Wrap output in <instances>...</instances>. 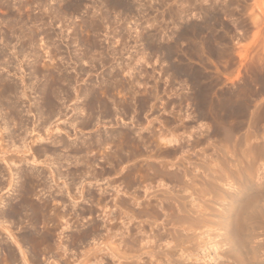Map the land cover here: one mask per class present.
Returning <instances> with one entry per match:
<instances>
[{
  "label": "rangeland",
  "instance_id": "rangeland-1",
  "mask_svg": "<svg viewBox=\"0 0 264 264\" xmlns=\"http://www.w3.org/2000/svg\"><path fill=\"white\" fill-rule=\"evenodd\" d=\"M0 50V74L15 76L19 88L28 83L22 105L32 106L30 120L40 124L34 109L43 97L40 83L47 80L46 94L58 96L47 127L59 129L39 133L71 143L62 175L47 179L52 188L32 197L63 206L70 227L62 228L61 217L52 223L37 214V235L51 239L26 244L33 264H66L63 247L75 251L78 235L91 229L94 188L106 181L97 176L101 165L107 169L100 153H148L153 133L162 132L182 144L179 153L198 161L192 171L204 174L202 166L218 164L219 149L264 142V0H0ZM13 54L16 68L7 71ZM121 131L133 141L118 136ZM141 136L147 147L138 146ZM128 166L137 175L143 171L140 157L115 169L121 175ZM57 183L75 202L66 190L63 198L54 195L63 201L50 199ZM26 222L5 224L19 238ZM208 246L198 249L201 264L229 263ZM3 257L0 252V264H12Z\"/></svg>",
  "mask_w": 264,
  "mask_h": 264
},
{
  "label": "bare ground",
  "instance_id": "bare-ground-1",
  "mask_svg": "<svg viewBox=\"0 0 264 264\" xmlns=\"http://www.w3.org/2000/svg\"><path fill=\"white\" fill-rule=\"evenodd\" d=\"M14 55L8 56L7 71L16 68ZM14 77L4 78L0 74V231L5 233L3 237L0 232V252L4 256L1 260L7 263L19 260L33 264L27 257L26 244L33 246L38 238L44 242L51 239L37 235L35 216L38 214L52 223L61 217L62 228L70 227L63 206L51 207L48 199L39 195L35 201L32 197L52 188L47 179L55 181L57 174L62 175L60 168L62 161L69 160L65 152L71 143L53 133H39L41 129L50 130L52 126L47 127V124L58 108L55 91L51 90L52 97L46 94L47 80L40 83L41 102L34 103L40 115V124H36L27 115L32 106L22 105L28 83L21 89ZM58 129L54 124L51 131ZM114 136L112 134L111 138ZM118 136L133 141L123 131ZM153 136V149L148 153H109L106 156L100 153L107 169L101 165L97 176L99 181H106L98 182L94 188V201L89 206L95 211L92 227L78 235L73 246L75 251L63 247L66 264H201L196 257L201 254L198 249L204 245L229 259L228 264H264L263 140L249 142L248 146L233 143L231 151L219 149L218 164L202 166L205 173L200 174L190 167L199 165L191 153H179L182 144H176V138L165 137L162 132H154ZM102 140L101 136L96 138L98 143ZM144 140L139 137V147H147ZM46 142L48 145H42ZM83 143L76 151L82 150ZM40 156L44 158L39 159ZM138 157L143 162L140 174L131 171L130 166L121 175L119 169H115L116 164ZM81 162L84 161L81 159ZM35 163L43 165L44 169H39ZM104 173L109 175L104 177ZM136 177L138 185L133 187L132 180ZM121 178L127 179L130 186L122 185ZM55 185L60 198L66 190L67 196L75 202L66 186L63 189L64 185ZM37 187L40 189L36 190ZM83 188L81 184L78 197L83 195ZM3 190L11 195L5 200ZM50 199L56 200L53 194ZM74 206L75 203L71 205ZM7 221H27L19 238L10 224H5Z\"/></svg>",
  "mask_w": 264,
  "mask_h": 264
},
{
  "label": "flooded vegetation",
  "instance_id": "flooded-vegetation-1",
  "mask_svg": "<svg viewBox=\"0 0 264 264\" xmlns=\"http://www.w3.org/2000/svg\"><path fill=\"white\" fill-rule=\"evenodd\" d=\"M81 154H82V153H81ZM81 157H82V155H81ZM80 166L83 167V164H82L81 160H80ZM80 171H81V170H80ZM81 172H82V171H81ZM36 190H37V189H36ZM54 195L60 196V195H58L57 193H56V194H53V196H54ZM51 196H52V194H51ZM61 196H62V198H63V195H61ZM38 232H39V231H38ZM39 233H40V232H39ZM39 233H38V234H39Z\"/></svg>",
  "mask_w": 264,
  "mask_h": 264
}]
</instances>
